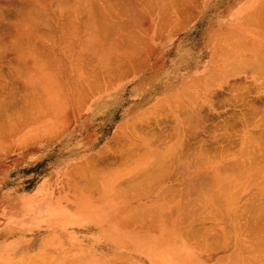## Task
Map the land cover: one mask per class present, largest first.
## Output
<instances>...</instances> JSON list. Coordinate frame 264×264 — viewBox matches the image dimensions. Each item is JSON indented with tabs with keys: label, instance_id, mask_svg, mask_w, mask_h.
Returning a JSON list of instances; mask_svg holds the SVG:
<instances>
[{
	"label": "rangeland",
	"instance_id": "374dc122",
	"mask_svg": "<svg viewBox=\"0 0 264 264\" xmlns=\"http://www.w3.org/2000/svg\"><path fill=\"white\" fill-rule=\"evenodd\" d=\"M255 3L256 0H242L241 3L235 4V6L232 5L231 11L233 12L231 13V16H246V12L248 13L255 8V6H252L255 5ZM259 9L261 10V19L259 20L261 22H257L258 13L260 11ZM262 11L264 13V3L258 7L257 12H252L255 15L253 14L250 17L251 19L244 21L240 20L237 21V23H235V21L232 22V27L235 25L234 29H230L231 31L224 30V32L228 34V36H225L226 39H222L224 35L220 33V30L212 39V34L209 33H212L213 29L209 32L208 30L202 31L203 34L200 36L196 32L188 35L183 34L182 36L185 38L182 39V48L180 49L183 52L181 51L180 53L177 51V48L180 47V45L176 46L172 44L173 39H175L172 36L163 37V41L166 40V42L162 43H159L160 41H150L153 45L152 47L155 46L158 48L157 54H161V56L157 55L156 61L158 66L156 71L154 70L156 73L149 77V82L154 83L147 85V88L144 87L143 89L134 92V110L132 113V116H134V126L126 127V123L123 124L126 120H123L124 118L117 120L119 119L117 117L115 126L118 125V132L115 135L116 138L105 144L101 142L97 144L96 142L98 147L93 150L88 151L86 150V147L91 140L93 141L95 134H89L86 137L84 140V147H81L82 149H79V145L82 146L83 142L80 144V141L76 139V136L69 138V141L65 142V145L67 146L65 148L54 150L49 147L48 143L55 140L61 134V131H57L54 135H46L47 124L56 122L58 117H56L57 114H55L53 110L49 109L48 105L45 106L48 104V101L51 100H47V103H45L44 100L46 99L42 97V99H40V96L44 94H41L43 89H25L26 82L23 85L22 82H20L21 79H19L18 87L20 88L15 90V94L12 93L15 98H13V95L11 96L12 99H14L12 102V99H9L10 96H7L8 92L9 94L11 92L8 89L2 88L4 86H2V81L0 82V92L4 89L3 93H0V100L2 99L0 101L1 105L6 101L5 99H7L3 97H8V100L14 103L12 105L13 108L9 105V103H11L10 101H6V103L8 102V107L6 105L3 106L4 104L2 106L0 105L2 107L0 109L2 110L0 113V169L4 168L6 165L8 170L6 179L9 180L15 179L17 176V179L38 180L39 182L43 181L48 183L47 185L42 186L44 188L41 187L39 189L38 221L35 222L33 228L30 227L25 229L24 227V229H22L23 233H28L27 237H23V245L25 246L30 244L31 235H37V252L33 254V256L34 259L38 260V264H229L230 262L233 263V256L235 257L237 251H239L238 245H240L241 242L244 244L245 240L247 241L250 239L245 237L247 230L264 229V85L261 77H257V75L255 76L253 71L249 70V68H240L235 71L237 74H227L229 75L228 80L222 79L220 83L214 86V88L219 91L213 95L211 102L213 105L208 103V106L205 107L206 114L201 118L204 122L200 120V122H198V120H196L194 125L191 126L189 122L185 121L180 116L177 117L175 111L178 110L179 107L182 108L181 105L190 103V100L186 97L187 95H195L194 89H188L185 83L190 78L195 79L196 76L201 73L195 70L197 69L196 66L200 64V61L206 59L204 58L206 55H201V52L204 49L211 48L209 50H212L213 53V50L215 49L214 46L217 45L218 41H225L222 46H226L233 50H239L243 45L240 46L237 42L245 40L246 43L249 42V45L253 46L254 44L255 46H258V48L264 50V25H262V23L264 24V14L262 15ZM235 32L236 35L234 34ZM219 33L222 37L218 35ZM239 33H241V36L239 37L242 38V40L237 38ZM179 38H181V35ZM208 40H212V42L207 45L205 42ZM191 41L196 43L185 45V43ZM244 45L246 46L244 47L247 48L248 44L246 45L244 43ZM99 46L100 45L98 44V47ZM149 46L150 45L147 44L148 48L151 47ZM239 46L240 48L238 49ZM244 47H242V50ZM94 48H91L89 52L86 51L87 53L85 56L89 55L92 57L93 55L96 58H100L101 54H103L102 52L104 51V48L102 49V47H99L102 51L99 49L98 51L101 52V54L97 53V55H95ZM218 48L219 47H217V50ZM245 48L243 52L248 57L250 56V51L248 48ZM92 49L94 54L90 55ZM242 50H240V52ZM176 53L179 55H175ZM192 53L194 54L193 58L191 55ZM89 56H87V59ZM163 57H166V59H161ZM84 59L86 60V58ZM84 59L82 60L83 63H85ZM88 62V65H85L86 63L84 64L85 67L87 66V68H91L87 69L89 70L88 72L84 73L83 71L86 70L80 68L83 73H74V76L67 75V77H65L59 70H54L53 72L55 74L51 72L50 76V83L52 86L56 87L55 99L60 103L64 102L63 104L67 106H69L68 104H71V101H76L75 105L78 107L80 106V108L77 107L76 109L80 112L82 111L84 114L85 112L87 113V107L84 105L85 101L83 99L81 102L77 101L81 97V94L79 93L82 91L79 92L74 90L72 86H69V82H72L71 80H74L75 83L83 82L82 84H84V86L88 85L85 83H89L90 81L91 83L93 82V86H97L101 83V80L104 78L102 67L100 68L102 62H100L99 66H97L98 61L96 62V60L92 63V65H95L96 63L95 69L100 71L96 70L94 72L97 74L100 72L99 74L101 76L98 74L100 77L94 75L96 74L92 71L94 68L91 67L92 65H89ZM163 63L166 65V70L160 72L158 71V68L161 69L160 66ZM89 72L90 75L86 74ZM134 72L140 73L141 70H136ZM161 73H168L171 77H162V81L158 82ZM92 75L94 76L92 77ZM119 75L120 74H117L115 75V78L112 76L109 79L117 81V76ZM58 76H60L61 81L56 79ZM72 76L75 79H73ZM6 79H9V77ZM96 80L97 82H95ZM21 81H25V78L23 77ZM20 84H22V87ZM148 88L151 89L145 91ZM30 91H35L34 93L37 92L35 97L33 93L30 95ZM42 92H44V90ZM23 94L25 95L23 96ZM73 94L75 95L73 96ZM1 95L5 96L2 97ZM37 95L38 98H36ZM216 95L217 97L219 95V98H217ZM23 97L26 98L24 99ZM29 99L30 104L28 106ZM218 99L220 102H218ZM40 102L44 103L40 106ZM3 107H7V110L5 111L4 109L6 108L3 109ZM22 107L26 109H23ZM11 108L13 111L10 110ZM21 109L25 111H22ZM16 110L18 111L15 115ZM209 112L211 114H209ZM8 114H14L12 115V118L13 116L15 119L17 118L15 124L13 122L14 120H12ZM85 119L87 118L85 117ZM183 121H185L186 125H184L185 123H182ZM120 122H122V124ZM197 122L202 125H197ZM3 123H7L5 124L6 126H4L5 128L3 127ZM19 123L21 124L20 127H18ZM40 125L44 126V130H36ZM141 126L142 129L140 128ZM175 127L177 129H175ZM178 127L183 133L177 134L179 130ZM189 127L193 128L190 129ZM33 128L35 130L31 131ZM203 128L205 129L203 130ZM147 131L150 132L148 133ZM180 134L182 137H180ZM48 138L52 139L48 141ZM184 139L186 140L184 141ZM58 140H56L57 143L60 142ZM166 142L170 144H167ZM181 142L183 145L180 144ZM149 143L151 146H149ZM173 144L176 146L178 145V148L174 147ZM167 145L170 147L168 148ZM241 147H245V150L242 151V153L238 152ZM159 148L164 151H158ZM164 148L172 149L173 152H171L172 150L169 151ZM175 148L178 149V151H176ZM143 149H148L149 154L146 150H144L146 154L142 152ZM150 149L157 152L153 153ZM79 150L80 152L78 155L73 154ZM180 150H182L187 157H193V155H195L199 164L202 163L199 159H213V161H216L214 163L218 165L217 168L219 167L220 170L217 169L212 172V174L210 173V175H204V178L201 177L202 180L201 178L198 179L199 182L201 180L200 183L202 185H200L198 181H194L192 187L194 189L190 190L189 188L191 192L188 189V191L184 190L183 197H185L182 198V201L184 200L183 202L187 204H183L180 206L181 208L178 207L176 213L172 210L167 212L169 214L166 213V215H168L166 220L169 222L166 220L164 222L167 224L168 229L159 233L160 235H157V237L151 230V232L145 230L147 233H145V231H139L142 235L134 230L132 237L131 232L133 230H130L133 226L132 220H128L127 217H132L134 215L136 201L137 199H140V195L143 194L141 192L137 195L138 190H136V188L139 189L140 186L146 187L145 182L147 185L149 183V180L146 178V173L142 176L144 171L141 172L140 170L141 174L139 171L138 173L135 172L136 175L133 170L140 168V164L146 168L145 166L151 161L153 163H149L148 165H154V167L149 166L152 167V169L148 168L147 172L156 170L155 166H157L156 168L159 171H156L161 175V171H163L162 169H165L167 165L170 166V164L167 163V160V164L164 162V157L168 156L167 158L172 164L175 152L179 153ZM31 152H34V154L29 155ZM150 152L153 154H150ZM159 152V157L163 162L160 161L158 156L155 158ZM169 152L170 155L167 154ZM187 152L192 153V155H188ZM60 153H62V155L57 157L56 155H59ZM141 154L144 157L140 156ZM162 155L164 157H162ZM186 155L184 156L185 158ZM15 157L24 158L22 160L23 171L21 174L9 172V170L14 169V165L16 164ZM133 157H135V159ZM223 157L225 159H223ZM157 158L158 160H156ZM239 158L240 161L237 160ZM155 160L157 162L160 161L161 165L163 163L162 167L164 168H162L159 163H155ZM53 161L55 162L53 163ZM127 161L130 162L127 163ZM118 162L122 163L119 165ZM52 163L62 165L68 163V172H51V170L54 169ZM232 163L235 164L236 167L235 165L233 166ZM238 165L240 166L239 168L237 167ZM221 166L223 169L220 168ZM175 167L177 166L169 167L170 169L167 170L169 172L166 173L174 175L179 169L176 168L174 170ZM198 172L202 173L205 171L202 170ZM157 173L154 174L159 176ZM216 175L221 176L223 180L225 179L223 183L220 182L222 184L216 182V178H218L217 181H222L219 180L220 177H217ZM138 176H140V178ZM152 176L154 177V175ZM211 176L216 178H213L211 181ZM143 177L146 178V181H144L145 179ZM129 178L132 181L134 179L135 182L139 178L137 182L138 185L141 184L138 186L139 188L137 185H134L133 188L135 189L132 188L133 185L128 186L130 184ZM0 179H5L2 177V174ZM54 181H69L73 184L70 185L69 188L55 190L51 189L49 185ZM93 181H95V183H93ZM125 181L126 184L129 183L126 185L127 188L125 186ZM134 181L133 184H136ZM117 183H119L118 185L122 184L125 186V188L121 186L124 189L125 196L122 193V188H117ZM131 188L133 189V194L137 193L136 197L130 192L132 191ZM140 189L143 191L146 188ZM125 190H127V193ZM134 190H136V192ZM202 191L204 193L207 191L206 195L208 197H205V194ZM187 192L188 195L194 193L190 196V198L193 196L191 199L187 195ZM201 192L203 194H201ZM195 195L199 200L196 199ZM199 196L202 198V202ZM205 198L210 200L207 201ZM188 199L193 203L191 204ZM169 200L170 197L166 196L160 199L158 204L160 203L161 206L164 205L168 207ZM158 204L154 203L150 207H147L149 209L141 210V217L149 219L152 216L151 212L154 208L159 206ZM207 205L210 207L208 206V208H206ZM198 207L200 209H198ZM187 215H189V217H187ZM191 222L195 223L192 224ZM192 225L196 226L192 227ZM231 230H235L234 234L238 235L236 239L234 238L235 240H238V243L237 247L233 250L236 253L234 252V255L232 256H230L231 251L228 246ZM170 254L175 255H172L171 257ZM190 258H192L191 261L189 260Z\"/></svg>",
	"mask_w": 264,
	"mask_h": 264
},
{
	"label": "bare ground",
	"instance_id": "6f19581e",
	"mask_svg": "<svg viewBox=\"0 0 264 264\" xmlns=\"http://www.w3.org/2000/svg\"><path fill=\"white\" fill-rule=\"evenodd\" d=\"M211 11H212V0H0V78H1L0 82L2 81V86H4L2 88L8 89L11 92L10 93L11 95L9 94V92H8V94L7 93L6 94H7V96L8 95L10 96V97L8 96L9 99H12L11 96L13 95V98H14V94L16 92L15 90L20 88V87H18L19 86L18 85L19 79L22 80L24 77L25 81L20 80V82H22L23 85L26 82L25 89H29V90H34L37 88L43 89L44 92H42L43 91L42 90L41 94L44 93L45 95L43 94L42 96H40V99H42V98L46 99V100H44V102L47 103L46 101L51 100L53 97V95H52L53 92H52V88H51L52 84L50 83L51 82V79H50L51 72H53L54 70H59L62 73V75H64L65 77H67V75L68 76H70V75L74 76V73L75 74L76 73L81 74L83 72L85 73V72L89 71L87 69H91V68H87V66L85 67V65H88L87 62L89 60L91 61V62L90 61L88 62L89 65H92L93 61H95V60H96V62L98 61L97 66L100 65V62H102L100 68L102 67L103 77L104 76H106V77H104L101 80V83L98 84L99 86L98 85L93 86V84H92L93 82L91 83V81H90L89 83H85V84H88V85H86L87 87H83L84 86V84H82L83 82L82 83H75L74 80H71L72 82H69V86H72L74 90H77L79 92H80V90H84V89L93 90V91L87 92V93L86 92L79 93V94H81V97L77 100L79 102L82 101V99H84V98H87V97H90L91 95H94L93 93H96L97 90L103 85L104 79H106V81H108V79L111 78V76H114L117 74H120L119 76H117V78L121 79V80L128 77L127 83L133 84V86H134L133 90L134 91L139 90V89H143L144 87L147 88V85H150L154 82H149V76H147L146 74H149L147 72H150L151 74L156 73L155 71H156L157 66H158L157 61H156L158 48L155 46L152 47L153 45L150 43V41H155V42L160 41L162 43V40L164 39L163 37H167V36H172V37L176 36L177 37L178 35H180L183 32L184 33L190 32L192 29H194L193 27L196 24L203 23L204 19L207 16L209 17V14L211 13ZM257 11H258V9H257ZM260 12H261V10L258 13L259 14L258 17L255 16L258 19V20L256 19L257 22L261 19V17H260L261 13ZM263 14L264 13L262 11V15ZM209 20H211V19H209ZM259 22H261V21H259ZM262 25H264V24L262 23ZM163 28H164V30H163ZM220 33H222V35H224L222 39H226L225 36L226 35L228 36V34L226 32H220ZM220 33L218 35H220ZM223 33H225V34H223ZM234 34L236 35V32ZM222 35H220V36L222 37ZM230 35H232V34H230ZM237 36H238L237 38L242 40V38L239 37V36H241V33H239V35H237ZM240 42H237V44L239 43L240 46L241 45H243V46H241V49H239L240 48V46H239L238 47L239 50L229 49L226 46H222V44H224L225 41H218L217 45L214 46L215 49L213 50V53H212V50H209L211 48H206L201 52L202 56L206 55L204 57L206 59L205 60L202 59L200 61V64H198L196 66L197 69L195 70V71H199L201 73L198 76H196L195 79L190 78L185 83L187 85L188 89H191V88L194 89L195 95L194 96H189V95L186 96L188 98V100H190V103H185V105L184 104L181 105L182 108L179 107L178 110H175L177 113L176 114L177 117L180 116L182 119L189 122L191 126L194 125L196 120H198V122L202 121L203 119L201 120V118H203L204 115L206 114L205 107L208 106V103L212 102L213 95H215L219 91V90L217 91L216 88H214V86L217 85L218 83H220L222 81V79L228 80L229 75H227V74H229V73L237 74V72H235V71L240 69V68H249V70H252L255 76L257 75V77L258 76L261 77L262 83L264 85V50L261 48H258V46H255L254 44H253V46L249 45V42L246 43L245 40L242 41L241 43ZM244 43L246 45L248 44L247 48L250 51V56H248V57L243 52L244 48L246 47L244 45ZM98 44L100 45L99 46L100 48L101 47H102V49L104 48V51L102 52L103 54H101V52L98 51L100 49L98 47ZM101 44H102V46H101ZM147 44L150 45L151 47L149 46L150 48H148ZM107 45H109V46H107ZM94 47H96V48H94ZM217 47H219L218 50H217ZM242 47H244L243 50H242ZM91 48H94L95 55H97V53H100L101 57L96 58L95 56H93L92 55V54H94L93 49L90 52V55H92V57H90L89 55L85 56V54L87 52H89V50ZM181 48H182L181 46L177 48V51L179 53L182 51V50H180ZM247 48H245V49H247ZM240 50H242V51L240 52ZM100 51H102V50L100 49ZM104 55H106V56H104ZM191 55L193 58L194 54L192 53ZM87 56H89V58H88L89 60L87 59ZM84 58H86V60ZM83 59H84L86 64L82 62ZM191 65H193V64H191ZM165 66H166L165 63L161 64V66H160L161 69L158 68V71L163 72V70H166ZM91 67L94 68V70H92L93 73H96V72H94L97 70V69H95L96 63H95V65H92ZM80 68H82L83 70L85 69L86 71L82 72ZM136 70H141V72L140 73L134 72ZM97 71H100V70H97ZM131 71H133V73H130ZM158 71H157V73H158ZM125 72H126V74H124V76H122L123 74H121V73H125ZM53 74H55V73L53 72ZM86 74L90 75V72L86 73ZM98 74L96 73L94 75L97 76ZM89 75H87V76H89ZM94 75H92V77ZM73 76H72V78H73ZM8 77H9V79H6ZM107 77H109V78L107 79ZM162 77L165 78V77H171V76L168 73H166V74L161 73V77L159 78L158 82L162 81V79H163ZM114 78H115V76H114ZM56 79H59V81H61L60 76L56 77ZM73 79H75V78H73ZM153 81H155V80H153ZM95 82H97V80ZM22 84H20L21 87H22ZM179 88H181V87H179ZM4 89H2V91H1L2 93H3ZM41 89H37V90H41ZM34 92H31L30 95L33 93L34 97H35L37 92L36 93H34ZM63 92H64V90H63ZM201 92H204V93H201ZM12 93H14V94H12ZM4 94H5V92H4ZM20 95H22V94H20ZM24 95L25 94H23V96ZM74 95L75 94H73V96ZM3 96H5V95H3ZM8 97H3V98H7V99H5L6 101H10V100H8ZM26 97H23V98L25 99ZM216 97H217V95H216ZM36 98H38V95ZM217 98H219V95ZM14 99H12L11 101L13 102ZM32 99H33V97H32ZM220 99H221V97H220ZM21 100H23V99H21ZM223 100H225V99H223ZM6 101H4V103H3L4 105L3 104L2 105L3 106L6 105L8 107V104H7L8 102L6 103ZM29 101H30V99L28 100V104H27L28 106L30 104ZM34 102L36 103L35 100H34ZM44 102H40V106ZM71 102L73 103L76 101H71ZM218 102H220L219 99H218ZM11 103H9V105L12 107V105L14 103H12V104ZM93 103H95V102H93ZM224 103H225V101H224ZM0 105H1V102H0ZM1 106H0V109L2 108ZM45 106H47V104ZM7 107H3V109L6 108V109H4L6 111ZM12 108L10 110H12ZM17 108H20V107H17ZM207 108H209V107H207ZM23 109H26V108H23ZM23 109H21V110L25 111ZM179 110H181V111H179ZM1 111L2 110H0V113H1ZM8 111H9V109H8ZM17 111L18 110L15 111V115H16ZM24 114H25V112H24ZM209 114H211V113L209 112ZM12 115H14V114H11V115L8 114V116H10V118H12ZM21 115H22V113H21ZM13 118H14V116H13ZM13 118H12V120H14L13 122L15 124L16 123L15 120L17 118L16 119L15 118L13 119ZM158 121H160V120H158ZM185 121H183L182 123H185ZM198 122L196 123L197 125L201 124ZM202 122H204V121H202ZM5 124H7V123H5ZM5 124L3 123V127L6 126ZM20 125L21 124L19 123L18 127H20ZM184 125H186V123ZM143 127H145V126H143ZM140 128L142 129V126ZM147 128H150V127H147ZM192 128H190V129H192ZM175 129H177V128L175 127ZM204 129L205 128H203V130ZM207 130H206V132L208 133ZM16 131H17V129H16ZM179 131H181L180 128H179L177 134L183 133L182 131L181 132H179ZM4 133H5V131H4ZM14 134H15V127H14ZM180 137H182L181 134H180ZM181 140H178V141H181ZM185 140L186 139H184V141ZM172 141H175V140H172ZM150 143H151V141H150ZM150 143H149V146H151ZM167 144H170V143H167ZM175 144H173V146L177 147L178 145L176 146ZM180 144L183 145L182 142ZM159 147H160V145H159ZM167 147H168V145H167ZM168 148H164V149L169 150V151L172 150V149L170 150ZM186 148H188V147H186ZM244 148L241 147L238 150V152L242 153V151L245 150ZM153 149H150V151H153V153L157 152V151H154L155 149L154 150ZM144 150H146L147 153L149 152L148 149H143L142 152H144L145 154H146V152ZM160 150H162V152L164 151L163 149L159 148L158 151H160ZM175 150L178 151V149H176V148H175ZM160 152L158 154L156 153L157 154L156 156L154 155L155 158L158 156V158L160 159V157H159ZM171 152H173V150ZM132 153H133V151H132ZM134 153H135V151H134ZM144 153H142V154H144ZM151 153L152 152H150V154ZM142 154L140 156H142ZM167 154L170 155V152ZM189 154L192 155V153H188V155ZM247 154H248V152H247ZM185 155L186 154H184V152L182 150H180L179 153L175 152L174 161L172 164L168 160V158H167L168 156L164 157L162 155V157H164V162L166 163V160H167L168 161L167 163L170 164V166L167 165L168 166L167 167L166 166L167 163H166L165 164L166 168L162 169L163 171L160 170L162 172L161 175H159L156 171V170H158L156 168L157 166H155L156 170H154V171L151 170V172L150 171L147 172L148 168L152 169V167H154V165L153 166L148 165L149 163L152 164L153 162L150 161L145 166L146 168H144L140 164L139 165L140 168H137L136 170L134 169L135 171L133 170V172L138 173V171H139V173L141 174V172L144 171L143 172L144 174H142V176L145 175V173H146V175H147L146 178L149 180L148 185L145 182L146 187H141L140 186L141 184L140 185L137 184L141 175L138 176L139 177L138 179L136 178L137 179L136 182L133 179V181L136 184H133V181L130 180V178L133 177L132 175H130L132 177L129 178L130 184L129 183L126 184V181H125V186L129 184L128 186L133 185L132 188L134 187V185L135 186L137 185V187L140 186V188H143V189L146 188L145 190H143L144 192L139 187H138L139 189L136 188V190H138V192H137L138 194L137 193L133 194V189H135V188H133V189L131 188L132 191H130L133 194V196L135 195V197H136V194L139 195V193H141V192L143 193L140 195L141 198L137 199V201H136L137 203L135 206V212H134L133 219H132V225L133 226L130 229V230H133L131 232L132 234H133L134 230H136L137 233H139L141 235H142V233L139 231L143 232L145 230H148L149 232L152 231L154 234H156V237H157V235H160L159 233H162L164 230L168 229L167 224L164 222L168 218V215H166V213L170 212V210L175 211V209L180 207L181 205L187 204V203L183 202L184 200L182 201V198L185 197V196L183 197L184 190L188 191L189 188H190V190L194 189V188H192L194 185V183H193L194 181H198V179H200L201 177L204 178V175H206V174L210 175V173L212 174V172L219 169V167L217 168L218 165L216 163H214L216 161L215 160L213 161V159L212 160L207 159V158H205V160L199 159V161L202 162L199 164L197 157H195V155H193V157H187V155H186V158L184 157ZM142 157H144V156H142ZM133 158L135 159V157H133ZM133 158H132V161H133ZM155 158H153V159H155ZM158 158L156 160H158ZM165 158H167V159H165ZM171 158H172V156H171ZM223 159H225V158L223 157ZM237 160L240 161V158ZM160 161H162V160L160 159ZM160 161H158V162L156 161L155 163L160 164ZM110 162H112V161H110ZM123 162H124V160H123ZM128 162H130V161H127V163ZM219 162H220V160H219ZM121 163L122 162H120L119 165ZM175 164H177V165H175ZM98 165H99V163H98ZM101 165H103V164H101ZM156 165H158V164H156ZM162 165H163V163H162ZM162 165L160 164L161 167H162ZM234 165L235 164H233V166ZM108 166H109V164H108ZM149 166H152V167H149ZM173 166H177L174 168V170L176 168H179L178 172L176 171L177 173H174V175H172L171 173H166V172H169V171H167L170 169L169 167H173ZM224 167H226V166H224ZM235 167H236V165H235ZM237 167L239 168L240 166L238 165ZM162 168H164V167H162ZM220 168L223 169L222 166ZM226 168H228V167H226ZM101 169H102V167H101ZM159 169H160V167H159ZM140 170H141V172H140ZM202 170H204L205 172H202V173L198 172V171H202ZM153 172L157 173L159 176H156ZM152 175H154V177ZM216 176L220 177L219 180H222V181H217L218 178L212 177V176H211L212 178L210 180L212 181L213 178H216L217 179L216 182H219V183L224 182L225 179L223 180V178H221V176H218V175H216ZM127 178H126V180L128 181ZM143 178L145 179L144 181H146V178L145 177H143ZM202 178H201V180H202ZM93 179H94V177H93ZM201 180H200V182H201ZM144 181H143V183H144ZM207 181H209V180H207ZM211 181H210V183H211ZM93 183H95V181H93ZM119 183H117V185ZM222 183H220V184H222ZM220 184H219V186H220ZM200 185H202V184L200 183ZM211 185H212V183H211ZM211 185H209V186H211ZM216 185H218V184H216ZM121 186L125 188V186H123L122 184L118 185L117 188H122ZM196 186H197V184H196ZM126 188H127V186H126ZM212 189H213V187H212ZM136 190H134V191L136 192ZM122 191H123L122 193L124 194L123 188H122ZM125 191L127 193V190H125ZM118 192H120V191H118ZM202 192H201V194L204 193V192L203 193ZM209 192H211V191H209ZM209 192H208V194H209ZM211 193H213V192H211ZM193 194L194 193H192L191 195H193ZM204 194H205V197H208L206 195L207 191H205ZM165 195L170 197V200L168 202V204H169L168 207L164 206V205L161 206L160 203L158 204V201L160 199L166 197ZM187 195H188V192H187ZM191 195H188L189 198ZM124 196H125V194H124ZM197 196H198V194H197ZM197 196H196V199H198ZM209 198H211V197H209ZM190 199H188L189 202H191ZM200 199L202 202L203 200L201 197H200ZM205 199H207V201L210 200L208 198H205ZM194 200H195V198H194ZM154 203H157L159 206L154 208V210L151 212L152 216L149 219H147L146 217L142 218L141 217V210L149 209L147 207H150ZM192 203L193 202H191V204ZM172 206H174V207H172ZM193 206H194V204H193ZM208 206L209 205H207L206 208H208ZM199 207H198V209H200ZM155 210H157V211H155ZM193 213H195V212H193ZM167 214H169V213H167ZM187 217H189V215H187ZM166 221H168V220H166ZM195 222H193V223H195ZM194 226H196V225H194ZM194 226L192 225V227H194ZM193 231H194V229H193ZM149 232H148V234H149ZM145 233H147V231H145ZM139 234H138V236H139ZM157 239H159V238H157ZM172 255H171V257H172ZM179 257H181V256H179ZM93 259H94V257H93ZM184 259H185V257H184ZM191 259L192 258H190L189 260L191 261ZM90 263H92V262H90ZM181 264H183V263H181Z\"/></svg>",
	"mask_w": 264,
	"mask_h": 264
},
{
	"label": "crops",
	"instance_id": "0c3cea01",
	"mask_svg": "<svg viewBox=\"0 0 264 264\" xmlns=\"http://www.w3.org/2000/svg\"><path fill=\"white\" fill-rule=\"evenodd\" d=\"M241 1L242 0H212V12L209 14V17L207 16V18L205 16L206 18L204 19L203 23L196 24L193 27L194 29H192L190 32L181 33V38H179L180 35L177 37L174 36L175 39L172 41V44L182 46V39L185 38L182 36L183 34L188 35L196 32L200 36L203 34L202 31L208 30L209 32L212 29V33L209 34H212V36H210L213 39L219 30L224 32V30L234 29L235 25L232 27V22L235 21V23H237V21L240 20L244 21L250 19V17L253 15L252 12L255 13L258 7L264 3V0H256L255 5H252L255 6V8L248 13L246 12V16H231V13L233 12L231 11V6L241 3ZM162 42H166V40H162ZM211 42L212 40H208L205 43L208 45ZM194 43L196 42L191 41L185 43V45ZM157 55L161 56V54ZM175 55L179 54L176 53ZM161 59L165 60L166 57ZM130 73H133V71ZM147 73H149L148 75L146 74L147 76H153L150 72ZM121 74L124 76L126 72ZM108 78L109 77H107V79ZM127 78L128 77L122 80L118 79L117 81L114 79H108V81H106V79H104L103 85L97 90L96 93H93L94 95H91L87 98L83 97V100L85 101L84 105L87 107V113L85 112V114L82 111L80 112L76 109L78 107L75 105L76 102H70L71 104H68L69 106L63 104L64 102H58L55 99L56 87L51 85L53 97L51 101H48L47 105L49 109L53 110L54 113L57 114L56 117L58 118L56 122L47 124L46 135H54L57 133V131H61V134L55 140H52L48 143L49 147L53 148L54 150L65 148L67 147L65 142L69 141V138L76 136V139L80 141V144L83 142L82 146L79 145L80 149L81 147H84V140L86 137L89 134H95L93 141L91 140L86 147V150L89 151L98 147L97 144L99 142L105 144L116 138L115 135L118 132V125L115 126L117 117L119 118L117 120L123 118V120H126L125 122L123 121V124L126 123V127L134 126V116H132V110L134 109L135 91L132 89L133 84L127 83ZM150 89L151 88L145 91ZM80 91L87 93L93 90L84 89ZM78 108H80V106ZM85 117L87 119H85ZM120 123L122 124V122ZM33 130L35 129L33 128L31 131ZM36 130L42 131L44 130V126L40 125L38 128H36ZM50 139L52 138H48L47 140L49 141ZM56 140L60 142L57 143ZM79 152L80 150L73 154L78 155ZM32 154H34V152L29 153V155ZM61 155L62 153L56 156L59 157ZM23 159V157H15L16 164L14 165V169L9 170V172L21 174L23 171ZM54 162L55 161H53V163ZM52 167L54 169L51 170V172H68L67 167L69 166L68 163L63 165L55 163L52 165ZM7 172L8 170L6 165L4 168L0 169V177L2 174V177L5 178L0 179V264H38V260L34 259L33 256V254L37 252V235H31L29 242L30 244L25 246L23 245V237H27L28 233H23L22 229H24V227L25 229L30 227L33 228L35 222L38 221V204L40 198L39 189L48 183L43 181L39 182L38 180L33 181L17 179V176L15 179L9 180L6 179ZM72 184L73 183H70L69 181H54L49 185L51 189L57 190L69 188ZM176 211L177 208L175 209V213ZM127 218L128 220H132L133 216ZM234 233L235 230L230 231L228 240V246L231 251L230 256L234 255L235 251L233 250L237 247L238 243V240H235L238 235ZM245 237L250 239L247 241L245 240L244 244L241 242V244L238 245L239 251H237L235 257L233 256V263L230 262L229 264H264V229L247 230Z\"/></svg>",
	"mask_w": 264,
	"mask_h": 264
}]
</instances>
